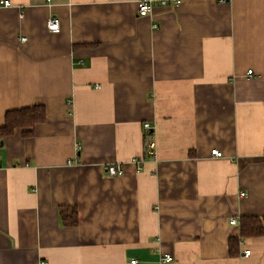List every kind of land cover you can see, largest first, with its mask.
Segmentation results:
<instances>
[{
  "label": "crops",
  "instance_id": "0c3cea01",
  "mask_svg": "<svg viewBox=\"0 0 264 264\" xmlns=\"http://www.w3.org/2000/svg\"><path fill=\"white\" fill-rule=\"evenodd\" d=\"M8 1L0 127L47 118L0 142V264H264L263 236L229 252L241 217H264V0H154L149 17L139 0Z\"/></svg>",
  "mask_w": 264,
  "mask_h": 264
},
{
  "label": "trees",
  "instance_id": "16d2710c",
  "mask_svg": "<svg viewBox=\"0 0 264 264\" xmlns=\"http://www.w3.org/2000/svg\"><path fill=\"white\" fill-rule=\"evenodd\" d=\"M47 118L46 108L42 105L8 111L5 122L0 127V142L12 135L16 129H22L24 137H32L38 124L44 123ZM60 221L64 226H75L79 222L77 207H60ZM264 237V217L244 215L240 220L239 237L230 238V255H238L239 244L242 239L249 237Z\"/></svg>",
  "mask_w": 264,
  "mask_h": 264
},
{
  "label": "built area",
  "instance_id": "2783aa9c",
  "mask_svg": "<svg viewBox=\"0 0 264 264\" xmlns=\"http://www.w3.org/2000/svg\"><path fill=\"white\" fill-rule=\"evenodd\" d=\"M180 3H181L180 0H160V4L163 7L176 6ZM0 5L4 6V7H9V6H11V3L8 0H4V1H0ZM154 6H155L154 0H139V2H138V14H139V16H141V17L151 16L153 9H154ZM154 28H157V25H154ZM48 29L54 33H57L60 31V24L54 17H50V19L48 21ZM21 40L25 41V38H21ZM80 64H84L83 61H81ZM248 74L251 75L252 70H249ZM97 88H100V86H98ZM143 129H144V132H146V134H149V132L151 130V125L148 123H145L143 125ZM263 153H264V150H263ZM211 155L216 157V158L223 157V153L220 152L219 150H216V149L211 151ZM143 161L144 160L142 158L134 159V162L138 167V171L142 170ZM104 170L108 174V176H112V177H118V176H122L124 174L123 165L119 164V163L107 164L104 166ZM242 195L244 196L245 194H242ZM230 224H232V225L237 224V220L236 219L231 220ZM250 254H251V252L249 250L245 251V256L248 257V256H250ZM173 260H174V258L171 255H166L163 258V261L166 263L172 262ZM130 264H140V262L137 259H132L130 261Z\"/></svg>",
  "mask_w": 264,
  "mask_h": 264
}]
</instances>
